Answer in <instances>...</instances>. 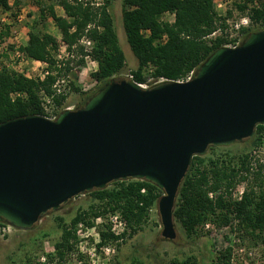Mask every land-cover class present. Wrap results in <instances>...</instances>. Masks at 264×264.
Here are the masks:
<instances>
[{
	"label": "water",
	"instance_id": "water-1",
	"mask_svg": "<svg viewBox=\"0 0 264 264\" xmlns=\"http://www.w3.org/2000/svg\"><path fill=\"white\" fill-rule=\"evenodd\" d=\"M264 125V27L215 49L187 81L151 87L112 78L56 119L0 122V220L33 228L74 197L138 179L163 190L162 237H178L175 208L195 155L242 142Z\"/></svg>",
	"mask_w": 264,
	"mask_h": 264
},
{
	"label": "trees",
	"instance_id": "trees-1",
	"mask_svg": "<svg viewBox=\"0 0 264 264\" xmlns=\"http://www.w3.org/2000/svg\"><path fill=\"white\" fill-rule=\"evenodd\" d=\"M122 8L123 25L128 43L137 58V67L131 70L132 79L143 83L147 79L146 71L155 77L178 80L191 71L196 72L199 65L217 48L223 45L222 39L209 45L204 38L218 27L219 18L215 11L214 0H114ZM122 1V2H121ZM239 4L242 10L251 2ZM39 5L40 21L52 18L61 32V41L69 49L77 45L80 54H85V47L79 44L83 37L93 40L91 57L98 62V69L92 72L98 86L93 91H84L78 84V73L71 71L69 61L63 67L58 66L55 52L59 49V39L49 32L31 30L28 43L20 46L27 57L45 61L51 71L44 80L29 78L23 74L3 69L0 71V122L29 114H42L41 91L51 93L58 75L72 74L71 92L84 97V102L96 93L106 82L120 74L127 65V59L120 45L115 26V18L110 7L112 0H105L100 5L84 0H36ZM22 0H15V6L21 8ZM13 4V5H14ZM10 0H0V15L12 9ZM60 6L65 15L57 12ZM252 18L264 27V1L260 8L252 9ZM166 12L175 14V21L163 19ZM224 24V22H223ZM7 29H9L7 27ZM142 29H150L151 35L145 37ZM246 36L253 32L247 29ZM0 32V38L3 37ZM166 35L167 39L162 40ZM64 62V61H62ZM84 57L77 64H84ZM64 69V70H63ZM68 94L57 99L63 105ZM77 108V107H76ZM264 125L256 128L253 142L261 144ZM212 147V146H211ZM250 153L228 157H210L195 155L189 171L180 186V193L175 208V219L181 224L189 238L196 237L200 229L211 220L219 227L230 226L243 230L254 238L264 242V165L252 173ZM241 182H246L241 199H232L231 190ZM146 189L142 192V189ZM163 190L146 180L128 179L113 182L112 187L96 189L89 194L98 201L88 208L80 207L69 223H59L62 228L60 240L55 244V251L47 253L48 262L38 264H66L68 255L75 250L77 226L84 222L92 227L95 218L107 213L121 214L128 229L115 234L111 225L101 229L98 247L109 241L132 236L142 228L150 211ZM213 193V197L210 196ZM229 194V197L227 196ZM57 220L63 221L62 217ZM236 226H235V225ZM232 248L219 250L212 264H232ZM117 264V263H116ZM133 264H144L135 257ZM170 264H200L196 255L184 258L175 257Z\"/></svg>",
	"mask_w": 264,
	"mask_h": 264
},
{
	"label": "rangeland",
	"instance_id": "rangeland-1",
	"mask_svg": "<svg viewBox=\"0 0 264 264\" xmlns=\"http://www.w3.org/2000/svg\"><path fill=\"white\" fill-rule=\"evenodd\" d=\"M84 1L92 2L93 0ZM112 1L110 10L115 18L114 23L120 45L128 61L122 72L114 78L128 79L131 70L137 67L138 63L135 62L137 58L128 43L127 34L123 25L122 8L119 3L114 0ZM246 1L247 0H235L234 7L236 8V12L241 13L246 11L247 8L250 9L248 5L249 2L244 6L243 10L239 8V4H244ZM220 2L223 3V0H216V3ZM29 6H35L36 8L35 10H31ZM22 8H24L26 14V18L23 22H17L15 20V11L17 9L19 10V8L14 7L11 12V25H3L2 17H5V14L2 13L0 15V32L4 33L3 37L0 38V44L6 46L7 51H12L15 48V44L12 42L14 39L12 34L14 35L13 32L16 31V29L18 32H21L22 37L23 35L26 37V34L31 30L40 33L45 31L52 33L54 36L58 37L60 41L59 46H66V44L61 41V38H59L62 37L61 32L52 18H48L46 21H40L39 5L36 0H22L21 9ZM56 10L58 13L63 11L60 6H57ZM10 11L11 10H9L8 13H10ZM251 12L253 11L251 10ZM228 14V16H232L234 13L229 12ZM165 18L171 19L172 17L167 15ZM218 22L219 25H221L223 21L220 22L219 20ZM7 27L9 29H7ZM11 27H13V29H11ZM262 28L260 25L256 24L255 27L250 29L256 31ZM247 36L245 32L244 39ZM71 49L67 48L66 51H64V48H60L55 52L56 57L61 54L62 58H58V60L60 62L69 61V66L72 67L71 64H73L74 67H77L79 72L83 67V64H77L80 53L78 49L77 51H72ZM68 51L69 53H74V56L67 55ZM146 75L147 79L145 82H148V78L151 75L148 70L146 71ZM79 77H81V80H78L77 85L83 90L91 87L88 91H93L98 86L97 80L92 76V72L84 71L81 76L79 74ZM82 102H84L83 96L70 91L63 106H73L76 108ZM260 135H262L263 140L261 144L255 145L253 142L254 137H252L242 142L209 147L207 152L202 156L209 159L210 157H228L231 155L238 156L250 153L253 165L250 179H253V172L258 170L259 164L264 165V131ZM246 185V182L237 184V186L231 190L230 197L232 199H237ZM112 186L113 182L107 187ZM227 196L229 197V194ZM97 202L94 195L89 194V192L80 194L63 205L58 211H51L43 215L36 225L28 230L14 228L0 220V264H38L39 261L48 262L47 253L55 251V244L60 240L62 235V228L59 226V223H69L80 207L88 208L90 205L96 204ZM116 214L126 223V220L121 214ZM116 214L107 213L106 215L95 218V223L92 227L87 226L84 222H80L76 230L77 241L75 250L68 255L66 264H133V258L135 257L143 260L144 264H170V261L175 257L181 259L189 255H196L200 260V264H212V260L216 253L227 247L232 248V264H264V242L260 237L254 238L246 234L243 230H237L236 227H219L211 220L200 229L199 234L194 238H189L181 224L176 220L178 232L176 241L164 239L161 234L162 223L157 202L150 211L147 220L142 224V228L136 231V233L132 236L127 235L116 241H109L99 248V231L101 229H107L111 222V216ZM58 217H62L63 221L57 220ZM127 229L129 231L128 224L126 223L124 231ZM96 237H98V240H95ZM91 243H96V255H92L88 250Z\"/></svg>",
	"mask_w": 264,
	"mask_h": 264
},
{
	"label": "built area",
	"instance_id": "built-area-1",
	"mask_svg": "<svg viewBox=\"0 0 264 264\" xmlns=\"http://www.w3.org/2000/svg\"><path fill=\"white\" fill-rule=\"evenodd\" d=\"M264 0H252L248 3L249 8L246 9V11L238 13L236 12V8L234 7L235 0H223V3H216V0H214V6L215 11L217 12V16L220 20L221 25H219L215 31L208 34L204 38L207 40V43L209 45H213L215 40L218 38H221L223 41L222 46L226 47H237L240 45L244 40V33L247 29H250L252 27H255V25H260L261 22L256 23L252 18V12L251 10L253 8H260L261 3ZM11 2V0H10ZM103 0H93L92 4L100 5L102 4ZM13 3V2H12ZM216 4V5H215ZM220 7V8H219ZM6 11L5 17H2V24L3 25H11L12 21L10 20V16L12 13H8ZM229 12L234 13L232 16H228ZM169 15L172 18L166 19L165 17ZM26 18V14L23 9H19L15 11V20L17 22H23ZM163 19L169 20L170 22L175 21V14L172 12H166L163 15ZM13 29V27H11ZM142 34L145 37H149L151 35L150 29H142ZM12 37L14 36V39L12 40L13 44H15V48L12 51H7L6 46H3L0 44V71L3 69H8L11 71H14L18 74H23L29 78H36L39 80H44L47 75L49 74H55L56 71H51L49 69V65L45 61L29 58L20 50V46H23L21 43V32L16 31L13 32ZM167 39V36L164 35L162 40L165 41ZM17 44V45H16ZM79 44L83 45L85 47V54H80V57H84L85 62L83 64L82 70L78 72L77 67H74L73 64H71V71L77 72L80 76L84 73V71L88 72H94L98 69V62L97 60L93 59L91 57V52L93 48V40L87 37H83ZM67 46V45H66ZM64 45L59 46L60 48H64V51L68 48ZM58 49V50H59ZM69 49V48H68ZM72 51H77V45L72 46ZM67 55L74 56V53L69 51L67 52ZM79 57V58H80ZM62 58V55L59 54L57 57ZM65 62H60L58 60V66L61 68L65 66ZM195 72L191 71L189 74H187L185 77L178 79V81H187L193 78ZM130 78H132V75H129ZM78 80H81V77L78 78ZM168 79L164 77H155L150 75L148 78V82L139 83L142 87H151L154 85H157L163 81H166ZM71 83H72V74L69 73H62L58 75L55 83L53 84V91L51 93L45 92V90L41 91V104L43 108V113L40 115H43L47 117L48 119H56L58 115L65 109H73V106H66L59 105L57 102V99L60 95L68 94L71 91ZM146 189H142V192H145ZM244 190L240 192V195L237 197V199H241L242 194ZM210 196L213 197V193H210ZM111 230L115 234H121L124 231L125 228V222L119 218V216L112 215L111 216ZM95 240H98V237L95 238ZM89 252L92 255L97 254V248L96 243H91L88 247Z\"/></svg>",
	"mask_w": 264,
	"mask_h": 264
},
{
	"label": "crops",
	"instance_id": "crops-1",
	"mask_svg": "<svg viewBox=\"0 0 264 264\" xmlns=\"http://www.w3.org/2000/svg\"><path fill=\"white\" fill-rule=\"evenodd\" d=\"M13 2V3H12ZM12 5L15 3V0H11V2H10ZM19 8V9H21L20 7H16L15 6V4L13 5V7H12V9H10L11 11L10 12H12V10H13V8ZM29 8L31 9V10H35V6H33V7H31V6H29ZM23 10H24V8H22ZM18 10V9H17ZM16 10V11H17ZM59 14H61V15H65V13H64V11H61V13H59ZM27 36L25 37L24 35H23V37H22V35L20 36L21 37V43H22V45H26L27 43H28V39H29V35L28 34H26ZM59 38H61V37H59ZM91 87H89V88H86V89H84V91H88L89 89H90Z\"/></svg>",
	"mask_w": 264,
	"mask_h": 264
},
{
	"label": "clouds",
	"instance_id": "clouds-1",
	"mask_svg": "<svg viewBox=\"0 0 264 264\" xmlns=\"http://www.w3.org/2000/svg\"><path fill=\"white\" fill-rule=\"evenodd\" d=\"M257 31V30H256ZM132 80V79H131Z\"/></svg>",
	"mask_w": 264,
	"mask_h": 264
}]
</instances>
